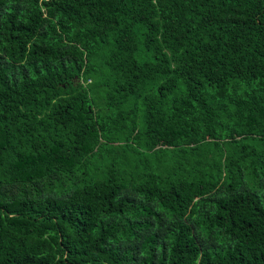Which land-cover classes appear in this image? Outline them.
<instances>
[{"label": "trees", "instance_id": "obj_1", "mask_svg": "<svg viewBox=\"0 0 264 264\" xmlns=\"http://www.w3.org/2000/svg\"><path fill=\"white\" fill-rule=\"evenodd\" d=\"M0 264H264V0H0Z\"/></svg>", "mask_w": 264, "mask_h": 264}]
</instances>
